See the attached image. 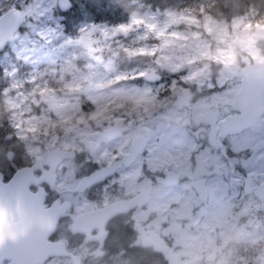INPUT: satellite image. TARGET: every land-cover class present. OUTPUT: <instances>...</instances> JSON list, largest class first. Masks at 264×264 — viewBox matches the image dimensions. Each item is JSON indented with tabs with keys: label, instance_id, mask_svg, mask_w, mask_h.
<instances>
[{
	"label": "rangeland",
	"instance_id": "1",
	"mask_svg": "<svg viewBox=\"0 0 264 264\" xmlns=\"http://www.w3.org/2000/svg\"><path fill=\"white\" fill-rule=\"evenodd\" d=\"M212 1L197 0L190 4V0H109L99 13H89L84 11L82 0H74L82 15L76 17L72 12L69 22L65 23L66 18L57 13V0H0V13L16 6L26 10L28 16L23 28L0 54L4 67L14 64L10 61L20 62L22 66L3 73L5 78L17 75L19 79L11 81L13 84L9 83L2 95L6 109H10L3 117L2 127L7 144L12 142L11 146L21 147L26 162L46 160L48 151L55 147H78L77 137L89 134L91 122L97 120L98 126L108 120L105 111H111L116 105L125 107L130 98L144 105L156 104L160 102L157 94L160 88H173L181 94L191 87L195 91L201 88L208 93L199 95L192 103L191 118L195 127L172 132L176 134L173 137L177 147L173 145L172 150L165 152V157L173 158L179 174L186 178L183 184L204 176L211 193L208 204L219 202L228 184L225 169L235 183L233 178L240 174L237 165L243 158L250 162L259 179L264 180V114L247 130L227 135L219 149L209 143L203 147L200 143L209 130L203 124L206 110L233 99L241 86L242 65L264 60V51L259 45L264 41V19H252L259 10L251 7L241 11L237 0H223V10L217 7L208 12L206 6ZM82 34L94 39L93 50L79 42ZM120 52L125 54L124 67H119ZM160 68L166 71H159ZM148 71L159 72L164 79L148 83L144 79ZM87 81L93 85L87 96L63 93L81 88ZM19 82L21 86H11ZM12 88H17L14 93ZM167 111L179 119L172 115L171 107ZM234 113L231 109L220 111L219 121ZM185 114L186 111L181 112L180 119ZM53 120H58L60 126L45 134V123ZM103 151L108 150L103 146ZM240 153L244 155L242 159L237 155ZM0 156L7 161L1 148ZM162 163L166 162L162 160ZM245 163L242 164L247 166ZM78 172L76 161L65 162L58 185L76 184ZM90 204L93 203L86 206ZM179 211L180 217L162 228L165 227L164 233L176 234L174 246L182 264H210L215 259L216 264H247L246 255H233L236 251L233 245L225 253L221 244L213 248L212 236H208L207 254L205 240L198 238L206 222L193 229L191 224L200 219L199 214H190L186 203H182ZM225 225L221 231L223 241L229 238L232 224ZM255 226L262 229L263 219ZM260 238L251 229L245 240L253 243ZM239 240L245 242L243 238ZM82 249L93 261L95 248ZM254 258L264 263L263 252ZM141 263L143 257L134 258L131 264ZM147 264H164V258L149 257Z\"/></svg>",
	"mask_w": 264,
	"mask_h": 264
},
{
	"label": "flooded vegetation",
	"instance_id": "2",
	"mask_svg": "<svg viewBox=\"0 0 264 264\" xmlns=\"http://www.w3.org/2000/svg\"><path fill=\"white\" fill-rule=\"evenodd\" d=\"M82 1L85 3L84 0ZM71 2L73 6L74 0ZM23 25L24 23L22 28ZM11 41L0 50V54ZM1 60L0 57V148L6 154L7 159L4 162L0 156L2 181L7 183L18 169L36 166L39 163V166L34 170V177L35 180L43 178L30 183V192L36 193L42 189L44 191L43 205L46 208L52 207L57 202L60 206L67 204L63 212L59 214L54 232L48 237L51 241H63L66 253L48 256L39 264H131L134 258L141 259V257H143L141 264H147L149 257L155 256H162L164 264H173L171 258L161 248L164 245L169 246L177 264H182L174 246L176 234L164 233L165 227L162 228L164 224L180 217L179 210L182 203L190 206V214H199L200 219L191 224L193 229L198 228L200 224L203 226L204 221L206 222L205 230L198 233V238L205 240L207 254L210 251L208 236H212L213 248L221 244L222 247L224 246L222 251L225 253L233 245L236 248L233 255H246L248 257L247 264H264L254 258L256 254L264 253V227L257 229L255 226L259 219H263L264 222V200L262 201L259 195L261 188L258 194L256 193L264 180L259 179L258 175L254 173L250 162L243 158L244 155L237 154L243 160L237 165L240 174L236 179L233 178L235 183H232L226 168L227 189L220 194L219 202L210 204L207 202L211 199V193L206 177H197L191 180L190 184L185 185L183 182L186 178L179 174L178 168L174 166L175 162H172L173 158L165 157V152L172 150L173 145L175 148L177 147V141L173 137L176 134L172 135L171 133L179 132L180 129H186V127L189 129L195 127L191 118L192 103L199 95L208 93L207 89L199 88L201 91H195L191 87L181 94L176 93L173 88L164 87L160 88L157 93L159 103L144 105L135 101L136 98H130L131 102L125 107L121 108V105H116L111 111H105L108 113V120L97 124L98 126H96L97 120L95 123L91 122L89 134L77 137L78 147L51 149L72 150L73 152L71 157H65L56 164L54 171L52 170L55 175L52 180L47 174L51 170V166L47 164L51 150L48 151L46 160L26 162L23 160V149L13 144L11 146L12 142L7 144L2 136L4 135L3 117L10 110L6 109L2 95L4 89L10 85L9 83L19 81L17 75L5 78L3 73L6 69L16 66L21 68L22 66L20 62L10 61L9 63L14 62V64L4 67ZM23 67L25 70H29L26 65ZM156 73L160 75L158 80L148 81L144 77L145 81L148 83L162 81L164 79L162 74ZM12 84L11 86L14 87L21 86L20 82L18 85ZM16 89L12 88L13 93ZM186 92L191 93L190 105L183 107L175 105L174 100L183 97ZM170 107L173 111L172 115L179 119H175L168 113L167 109ZM184 111L186 114L180 119L181 112L184 113ZM186 118L188 120H185ZM204 126L208 128V125ZM113 128L115 134L112 136L101 134L102 131ZM7 136H10V133H7ZM84 137L94 145L87 147L85 141L82 140ZM224 139L218 136L220 146L214 147L208 139L207 131V135L200 143L203 147H208L209 143L215 149H219L221 141ZM103 146L107 148V152L103 151ZM131 149L135 151L134 158L127 163L123 162V158L131 152ZM95 155H99V157H95ZM73 160L76 161V166L79 168L78 182L61 187L58 185V179L62 165ZM162 160L166 163H162ZM244 161L248 163V165L245 163L248 167L242 164ZM118 162L119 164L115 168L103 170L104 174L108 172L105 176L98 178L81 190L77 189L83 177ZM208 165L209 163L206 162L205 167L208 168ZM170 172H173V176L168 178ZM127 201H131V203H126ZM87 203L93 204L86 206ZM111 204H114L115 207L111 209L110 216L100 215L91 227L85 225L84 229H75V220L78 215L86 211L100 210ZM230 222L232 225L229 230V238L223 241L221 231L226 227L225 224L228 225ZM251 229L261 235L262 238L259 241L251 243L245 240ZM101 233H103L102 236H98ZM242 238L246 243L240 242L239 239ZM81 246L95 248L96 257L93 261L86 257ZM3 261L11 263L9 259H5L0 264ZM216 261L217 259L211 261L210 264H216Z\"/></svg>",
	"mask_w": 264,
	"mask_h": 264
},
{
	"label": "water",
	"instance_id": "3",
	"mask_svg": "<svg viewBox=\"0 0 264 264\" xmlns=\"http://www.w3.org/2000/svg\"><path fill=\"white\" fill-rule=\"evenodd\" d=\"M58 6L60 10L66 11L72 7V2L71 0H58ZM15 10L21 12V14L17 16ZM4 13H8L13 21L19 23L17 31L22 28V24L27 20L26 10L16 6L10 7ZM15 35V30L0 27V50L9 41L13 40ZM79 42L89 50L94 49V39L87 34L80 35ZM240 74L241 86L234 94L233 99L230 102L209 108L204 114L203 124L209 126L208 139L214 147L220 146L218 136L224 139L227 135L240 133L258 123L261 115L264 114V60L244 64L240 69ZM159 77L160 75L155 71H148L145 74L148 81L158 80ZM92 87V83L87 81L81 88L66 90L64 93L85 96L90 93ZM190 97L191 93L186 92L183 97L174 100V104L179 107L189 106ZM230 109L235 110L236 113L219 121L220 110L228 112ZM185 120H188V118ZM114 130V128L104 130L101 134L112 136L115 134L113 133ZM82 140L85 141L87 147L94 145L85 137ZM72 154V150L62 149H54L49 152L47 164L51 166V170L47 174L50 175L52 180L55 178L53 171L56 164L65 157H71ZM134 156L135 151L131 149V152L122 161L127 163ZM118 164L119 162L112 164L113 166L108 165L102 170L83 177L77 189L81 190L92 184L108 173L104 174L103 170H111ZM37 166H39V163L36 166L18 169L7 183L2 181L0 173V209H2V212H0V262L9 259L12 264H38L42 263L48 256L66 253L63 241H51L48 237L55 230L59 214L63 212L67 204L60 206L57 202L52 207L46 208L43 205L44 191L39 189L36 193L30 192V183L36 182V180L40 181L43 178L35 180L34 170ZM172 176L173 172H170L168 178ZM259 190L260 199L263 201L264 183L256 191L257 194ZM126 203H131V201ZM114 207V204H111L100 210L81 213L75 220V229H84L85 225L91 227L100 215L110 216L112 214L111 209ZM102 234L98 236H102ZM161 248L171 258V263L177 264L169 246L164 245Z\"/></svg>",
	"mask_w": 264,
	"mask_h": 264
},
{
	"label": "trees",
	"instance_id": "4",
	"mask_svg": "<svg viewBox=\"0 0 264 264\" xmlns=\"http://www.w3.org/2000/svg\"><path fill=\"white\" fill-rule=\"evenodd\" d=\"M85 1V12H91V13H99L100 8H105L109 4V0H84ZM146 2H153L154 0H145ZM197 0H190V4L196 2ZM240 4L239 6L242 8L241 11H245L251 7L257 8L259 10V13L252 17V19L255 20H263L264 19V0H237ZM220 8L223 10V0H214L211 3H208V6H206V11L211 12L214 10V8ZM76 13V17H80L82 15L81 10L79 9L77 4H74L71 9H68L67 11L63 12L60 9L57 13L59 15L66 18L65 23L69 22V17L71 13ZM260 47L264 51V41H260L259 43ZM121 57L118 56L119 61V67H124V59L125 54L123 52L119 53ZM118 54V55H119ZM91 109V108H88ZM89 111V110H88ZM42 125V124H41ZM60 126L57 121H51L49 124L44 125L43 130L45 131V134H51L55 127Z\"/></svg>",
	"mask_w": 264,
	"mask_h": 264
},
{
	"label": "snow or ice",
	"instance_id": "5",
	"mask_svg": "<svg viewBox=\"0 0 264 264\" xmlns=\"http://www.w3.org/2000/svg\"><path fill=\"white\" fill-rule=\"evenodd\" d=\"M28 6V5H27ZM17 16L21 14V12L15 10ZM18 22H15L9 17L8 13L0 14V27L8 28L15 30L17 32ZM19 127V125H17ZM115 160V158H114ZM0 212H2V209H0Z\"/></svg>",
	"mask_w": 264,
	"mask_h": 264
},
{
	"label": "bare ground",
	"instance_id": "6",
	"mask_svg": "<svg viewBox=\"0 0 264 264\" xmlns=\"http://www.w3.org/2000/svg\"><path fill=\"white\" fill-rule=\"evenodd\" d=\"M72 7H73V6H72ZM72 7H71V8H72ZM71 8H70V9H71ZM144 77H145V76H144ZM63 93H64V92H63ZM64 94H66V93H64ZM66 95H69V94H66ZM71 95H79V94H71ZM87 95H88V94H87ZM87 95H85V96H87ZM79 96H84V95H79ZM220 111H222V110H220ZM252 126H253V125H252ZM249 128H250V127H249ZM246 130H247V129H246ZM53 232H54V231H53ZM53 232H52V233H53ZM38 264H39V263H38Z\"/></svg>",
	"mask_w": 264,
	"mask_h": 264
},
{
	"label": "clouds",
	"instance_id": "7",
	"mask_svg": "<svg viewBox=\"0 0 264 264\" xmlns=\"http://www.w3.org/2000/svg\"><path fill=\"white\" fill-rule=\"evenodd\" d=\"M243 66V65H242ZM220 67H222V66H220ZM159 71H166V69H163V68H160V69H158ZM218 71H219V69H217V73L216 74H218Z\"/></svg>",
	"mask_w": 264,
	"mask_h": 264
}]
</instances>
